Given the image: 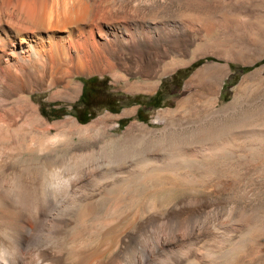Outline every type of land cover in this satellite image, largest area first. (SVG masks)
<instances>
[{"label":"bare ground","instance_id":"6f19581e","mask_svg":"<svg viewBox=\"0 0 264 264\" xmlns=\"http://www.w3.org/2000/svg\"><path fill=\"white\" fill-rule=\"evenodd\" d=\"M98 1L110 5L114 0H0V156L6 153L0 158V264L221 263L224 255L217 258L211 252L212 257L207 259L208 251L213 246L226 249L229 245L223 249L224 253L238 250L245 238L234 243L230 238L218 244L215 226L205 229L208 220L183 217L178 206L168 202L171 188L163 179L165 171L173 170L175 164L143 157L145 166L140 171H112V185L103 190L90 187L88 171H62L50 160L54 151L69 150L73 142L68 137L61 139L58 133L49 135L58 123H49L41 116L39 106L32 100L35 92L56 88L75 95L80 91L75 76L114 70H117L112 73L115 77L138 73L146 76V84H155L163 58L169 57V63L175 64L184 62L193 53L189 36L180 35L151 45L122 44L119 47L124 57L120 60L99 59L103 56L100 46L108 50L112 45L98 27V34L106 41L99 46L92 38L93 26L107 21L110 23L104 27L115 26L117 31L129 33L128 28L114 22L118 18L130 19V15L127 9L116 13ZM151 9L163 11L167 5L154 4ZM195 20L188 18L190 23ZM87 25L90 29L84 32ZM201 26L206 33L212 28L205 20ZM86 34L79 44L72 38ZM73 40L76 59L70 53ZM90 55L94 59H86ZM218 67L215 63L208 65L206 79H212ZM212 85L210 82L209 88ZM245 90L241 87L234 100L221 108L211 105V111L200 115L191 126H177L175 109H164L154 120L162 121V128L131 123L122 136L109 137L106 144L119 149L138 139L176 144L195 137H216L215 134L228 128L232 117L264 116V104L259 105V101L245 104L242 99ZM69 120L71 131L81 135L93 126ZM222 147L221 141L213 143L207 148L208 155L217 157ZM35 157L40 165L24 171L23 161ZM84 158L85 153H81L66 159L77 164Z\"/></svg>","mask_w":264,"mask_h":264},{"label":"rangeland","instance_id":"374dc122","mask_svg":"<svg viewBox=\"0 0 264 264\" xmlns=\"http://www.w3.org/2000/svg\"><path fill=\"white\" fill-rule=\"evenodd\" d=\"M159 3L166 4L167 9H151ZM106 6L116 13L123 8L129 11L130 19L118 18L114 22L128 28L129 33L117 31L115 26L111 27L113 29L104 27L109 25L107 21L94 25L92 38L95 42L99 46L106 42L98 34V27H101L108 36L107 43L112 45L108 50L100 46L105 58L99 59L120 60L124 57L119 47L122 44L151 45L180 35L189 36L193 53L184 62L175 64L169 63L171 58H163L155 84H146V76L138 73L115 77L112 73L117 70H114L75 76L74 81L80 85L75 95L56 88L35 92L32 100L39 106L41 116L49 123H58L49 135L58 133L61 139L68 137L73 142L69 150L54 151L50 160L62 171H88L90 187H103V190L112 185V171H140L145 166L146 156L175 164L173 170L165 171L163 179L171 188L167 193L168 202L177 205L183 217L208 220L205 229L215 226L218 244L221 240L231 238L234 243L245 238L238 250L224 253L225 247L213 246L206 258L212 257V252L217 258L224 255L218 264H264V116L232 117L228 128L215 134L216 137H195L176 144L138 139L119 149L106 144L107 138L122 136L131 123L151 129L162 128L164 123L154 120L164 109H175L177 126H191L200 115L211 111V105L221 108L233 101L241 87L246 88L242 98L245 104L258 101L259 105L264 104V0H114ZM188 18L197 19L194 21L197 23H190ZM202 20L211 23L209 33L201 26ZM89 29L87 25L83 31ZM86 36L72 38L79 44ZM74 40L70 53L71 58L76 59ZM89 51L92 53V48ZM86 59L94 57L90 55ZM214 63L220 68L215 70L212 79H206L207 66ZM207 82L214 86L209 88ZM69 119L80 125L93 123V126L81 135L71 131ZM217 141L222 142L223 153L209 156L207 148ZM204 151L207 155H203ZM181 152H185L182 158ZM81 153H85L82 161L67 162L68 156ZM39 165L35 157L24 160L22 167L26 168H21L31 171Z\"/></svg>","mask_w":264,"mask_h":264}]
</instances>
